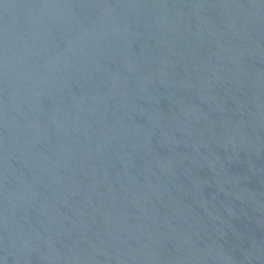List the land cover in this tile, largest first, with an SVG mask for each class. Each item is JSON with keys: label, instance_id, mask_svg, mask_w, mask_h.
Segmentation results:
<instances>
[{"label": "water", "instance_id": "95a60500", "mask_svg": "<svg viewBox=\"0 0 264 264\" xmlns=\"http://www.w3.org/2000/svg\"><path fill=\"white\" fill-rule=\"evenodd\" d=\"M0 264H264V0H0Z\"/></svg>", "mask_w": 264, "mask_h": 264}]
</instances>
